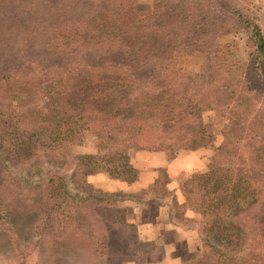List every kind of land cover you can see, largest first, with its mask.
<instances>
[{"label": "trees", "instance_id": "1", "mask_svg": "<svg viewBox=\"0 0 264 264\" xmlns=\"http://www.w3.org/2000/svg\"><path fill=\"white\" fill-rule=\"evenodd\" d=\"M218 2L155 0L149 11L138 0H0V97L5 89L18 98L34 89L45 100L42 120L24 123L16 110L12 117L10 108L0 114V129H16L17 150L23 153L35 147L36 134L54 140L63 135L70 144L93 130L106 146L113 148L122 134H133L135 147L167 150L172 157L180 149L213 145L202 112L215 108V90L232 94L224 103L228 109L239 100L234 86L242 85L244 116L250 120L241 128L244 137L231 139V127L242 122L228 115L226 142L217 148L209 170L192 174L183 186L189 205L206 219V231L223 225L233 211L239 224L234 227L242 233L240 222L264 205L254 200L258 182L252 174L255 163L264 168V134L255 145L248 127L264 115L261 108L249 118L262 95L257 88L264 93L259 83L264 85V34L249 15L234 13L240 9L221 3L229 13L218 16ZM229 21L231 28L246 30L255 46L254 66L247 64L242 74V66L227 57L232 52L222 56L214 42L230 33L224 27ZM197 52L204 54L202 69L189 74L177 55ZM26 72L32 78L19 79ZM197 83L202 89H192ZM244 148H251L248 159ZM232 153L239 162L227 167L223 161ZM65 178L56 173L49 179L50 196L70 197ZM203 242L198 264H264L260 252L234 258L217 251L209 239Z\"/></svg>", "mask_w": 264, "mask_h": 264}, {"label": "rangeland", "instance_id": "2", "mask_svg": "<svg viewBox=\"0 0 264 264\" xmlns=\"http://www.w3.org/2000/svg\"><path fill=\"white\" fill-rule=\"evenodd\" d=\"M138 2L151 11L155 0ZM221 3L230 6V10L240 9L238 13L233 10L237 16L249 15L264 34V0H219L214 11L223 18L229 11ZM232 23L229 21L224 26L230 33L216 37L214 42L221 46L222 56L232 52L227 57L242 66L238 70L242 74L247 64L254 66L255 46L248 32L231 28ZM177 56L189 74L201 71L204 54ZM31 78L32 74L26 72L19 79ZM259 83L264 90V85ZM199 85H192V89H202ZM234 87L237 91L233 96L239 98L238 102L227 109L224 103L232 94L215 90V108L202 112L203 121L214 134L213 145L180 149L172 157L167 150L135 147L133 134H122L112 144L113 148L106 146L93 130H86L80 136L81 142L75 140L70 144L62 139L63 135L54 140L36 134L35 147L23 153L17 150L16 129L11 125L7 130L0 129V264H198L203 239H209L226 256L241 258L259 252L264 255V205L255 206L258 211L240 222L242 233L234 227L238 220L233 211L224 217L223 225L206 231V219L189 205L184 193V182L192 174L208 171L217 148L226 142L228 115L229 120L242 122V126L231 127V139L244 137L241 128L250 121L244 116L245 94L242 85ZM257 90L262 95L254 100L249 118L261 108L264 112V93ZM5 92V97H0L3 104L0 114L11 108L12 117L16 110L24 123L42 120L45 100L39 91H25L20 98L11 90ZM257 119L258 124L251 120L248 126L255 145V140L264 134V115ZM159 152L170 160L180 156L178 161L183 163H189L188 156L196 152L208 158L207 169L191 172L190 167L186 170L178 164L170 170H160L158 179L150 186L136 184L140 177L137 165L146 160L152 163L162 160L154 154ZM139 153L149 156L141 159ZM242 153L248 159L251 148H244ZM234 156L229 154L227 161H223L227 167L231 162H239L238 155ZM56 173L66 176L70 197L50 196L49 179ZM252 174L253 181L258 182L254 200L264 201V168L255 163ZM247 202L242 203V208Z\"/></svg>", "mask_w": 264, "mask_h": 264}, {"label": "crops", "instance_id": "3", "mask_svg": "<svg viewBox=\"0 0 264 264\" xmlns=\"http://www.w3.org/2000/svg\"><path fill=\"white\" fill-rule=\"evenodd\" d=\"M143 153H139L137 156H139L141 159L144 157H148L146 153L142 156ZM157 154L156 156L162 157L163 159L158 162L152 163V161L146 160L144 163H141L140 165H137V168L140 170V177L136 184H140V186H150L151 184L155 183L158 179V173L162 169H172L174 167H177L178 164H180L182 167H186L184 169L188 170L187 167L191 168V172L195 171H204L207 169L208 164V158L205 156H199L198 153L193 152L188 157L191 158V161L188 163H183L180 156H175L173 159H169L168 155H165L162 152L154 153ZM152 158V157H151ZM194 167V168H193ZM197 167V168H196ZM158 204H161L162 202H157Z\"/></svg>", "mask_w": 264, "mask_h": 264}]
</instances>
